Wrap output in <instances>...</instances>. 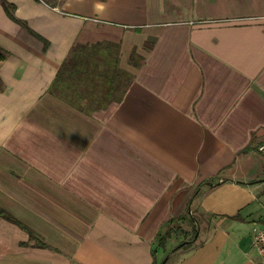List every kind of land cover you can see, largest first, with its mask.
Listing matches in <instances>:
<instances>
[{
  "label": "crops",
  "instance_id": "0c3cea01",
  "mask_svg": "<svg viewBox=\"0 0 264 264\" xmlns=\"http://www.w3.org/2000/svg\"><path fill=\"white\" fill-rule=\"evenodd\" d=\"M6 2L48 46L0 4V210L46 246L0 216V264H264V0ZM98 42L133 81L85 114L48 90ZM195 188L198 237L158 248Z\"/></svg>",
  "mask_w": 264,
  "mask_h": 264
},
{
  "label": "trees",
  "instance_id": "16d2710c",
  "mask_svg": "<svg viewBox=\"0 0 264 264\" xmlns=\"http://www.w3.org/2000/svg\"><path fill=\"white\" fill-rule=\"evenodd\" d=\"M0 4L12 21L25 27L44 43V49L48 46L46 40L30 30L25 22L14 16L13 5L7 3L6 0H0ZM119 49V44L112 42H98L91 45L76 44L57 71L48 93L85 114L105 109L111 103L121 102L133 81V75L120 68ZM5 58L6 54L0 51V62L4 61ZM142 60L143 58L136 55L133 50L129 57V63L134 67H138ZM2 90L3 85L0 80V91ZM255 137V134H253L250 147L248 146L244 151L253 147ZM0 216L16 223L25 230L30 241H34L39 246H46V244L40 242L34 232L26 229L9 214L0 210ZM194 220L195 217L190 216L189 212L168 219L161 225L155 235L156 246L164 248L173 235L182 236L186 240L188 233L182 230L181 225L186 221L193 223ZM195 234L196 230L193 235ZM190 243V241L188 244L184 242L179 247H188ZM153 256H155V252H153ZM153 264H156V262L154 261Z\"/></svg>",
  "mask_w": 264,
  "mask_h": 264
},
{
  "label": "rangeland",
  "instance_id": "374dc122",
  "mask_svg": "<svg viewBox=\"0 0 264 264\" xmlns=\"http://www.w3.org/2000/svg\"><path fill=\"white\" fill-rule=\"evenodd\" d=\"M191 197H192L193 200L197 199V197H198L197 188L194 189V192L191 193V195L188 198L186 204H184V212H183V214H185L186 212H189L190 216H192V217L194 216L195 217V220L193 222L194 225L191 224L190 222L186 221L184 224L181 223L182 224L181 228H182V230L184 232L188 233L187 240L190 241L191 243H193V241L198 237V234H199V223H200V219H201L202 215L199 216L197 214L198 212L196 211V201H194V203L192 201V204H191V202H190ZM189 202H190V204H189ZM177 225H179V224H177ZM184 227H188L189 231H187L186 228H184ZM194 229L196 230V234L195 235H193L194 232H195ZM172 237H174V235Z\"/></svg>",
  "mask_w": 264,
  "mask_h": 264
},
{
  "label": "built area",
  "instance_id": "2783aa9c",
  "mask_svg": "<svg viewBox=\"0 0 264 264\" xmlns=\"http://www.w3.org/2000/svg\"><path fill=\"white\" fill-rule=\"evenodd\" d=\"M262 149L263 148H259V150ZM251 239L253 246L264 261V217L261 226L254 225L251 228Z\"/></svg>",
  "mask_w": 264,
  "mask_h": 264
},
{
  "label": "water",
  "instance_id": "95a60500",
  "mask_svg": "<svg viewBox=\"0 0 264 264\" xmlns=\"http://www.w3.org/2000/svg\"><path fill=\"white\" fill-rule=\"evenodd\" d=\"M164 262H165V261H164ZM164 262H162V264H163Z\"/></svg>",
  "mask_w": 264,
  "mask_h": 264
}]
</instances>
